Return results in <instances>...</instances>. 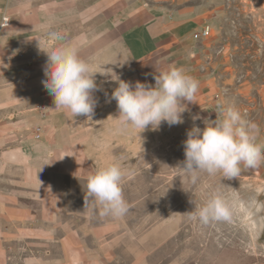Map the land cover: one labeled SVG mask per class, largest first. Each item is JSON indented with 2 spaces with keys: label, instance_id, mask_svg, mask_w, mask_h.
<instances>
[{
  "label": "crops",
  "instance_id": "1",
  "mask_svg": "<svg viewBox=\"0 0 264 264\" xmlns=\"http://www.w3.org/2000/svg\"><path fill=\"white\" fill-rule=\"evenodd\" d=\"M6 2L11 23L0 27V60L9 57L25 67H0V264H151L155 229H141L133 212L101 216L94 202L84 207L87 177L118 163L122 189L137 188L141 173L157 171L154 155L185 141L193 123L204 128L205 119H216L213 92L199 82L197 103L188 105L184 123L139 134L122 130L116 101L108 102L117 82L98 73L104 90L95 93L94 114L72 117L55 108L41 83L47 56L37 39L50 50L74 47L97 71L114 69L133 85H154L156 71L169 67L191 74L187 61L197 56L166 51L191 34L190 12H170L144 0ZM51 33L61 39L53 41ZM125 61L122 67L117 63ZM197 114L201 119L194 122ZM53 154L64 158L50 164Z\"/></svg>",
  "mask_w": 264,
  "mask_h": 264
},
{
  "label": "rangeland",
  "instance_id": "2",
  "mask_svg": "<svg viewBox=\"0 0 264 264\" xmlns=\"http://www.w3.org/2000/svg\"><path fill=\"white\" fill-rule=\"evenodd\" d=\"M144 2L164 6L170 12L180 9L190 12L188 18L194 21L191 34L211 26L209 38L195 40L194 34H189L166 51L197 56L187 61L192 66L190 76L213 92L217 103L212 109L233 107L245 119L256 122L261 129L257 143L264 146V0ZM7 5L6 0H0L1 25L6 17L11 23V18L4 13ZM0 67L19 69L25 67V63L17 66L9 57L1 58ZM183 142L173 141L170 151L154 155L157 171L141 173L137 188L123 190L128 212L140 216L137 223L141 229L151 227L156 231L151 262L264 264V162L257 170L242 166L240 175L231 180L224 179L220 173L209 175L198 171L193 182L192 174L181 166ZM217 189L229 198L237 195L244 211L231 222L202 225L190 220L188 211L194 207L189 202L191 197L203 204ZM131 202L134 203L132 209ZM148 213L155 214L154 220L146 216Z\"/></svg>",
  "mask_w": 264,
  "mask_h": 264
},
{
  "label": "clouds",
  "instance_id": "3",
  "mask_svg": "<svg viewBox=\"0 0 264 264\" xmlns=\"http://www.w3.org/2000/svg\"><path fill=\"white\" fill-rule=\"evenodd\" d=\"M50 36L53 41L61 39L58 33H51ZM37 40L39 52L47 56L41 83L52 96L55 108L67 110L72 117L88 118L94 114L98 103L95 93L104 90L103 85L97 83L98 73L106 80L117 82L108 102L116 101V117L122 130L134 128L141 134L148 130L158 131L165 123L169 127L182 124L188 105L197 103L199 82L182 68L169 67L158 73L156 71L154 85L139 80L133 85L121 79L112 68L111 71H97L78 56L74 47L50 50L42 47ZM126 62L117 63L122 67ZM105 95L107 97L106 92ZM216 113L215 120H204V128L193 123L183 142L184 160L181 166L192 174L193 182L198 171L209 175L220 173L224 179L231 180L240 175L242 166L256 168L264 162V146L257 143L261 133L259 125L245 119L233 107L218 106ZM192 119L195 122L201 117L197 114ZM63 158L56 159L53 154L50 164ZM122 179L123 171L118 163L98 168L87 177L84 207L94 202L101 216H124L129 205L124 197ZM189 202L194 206L188 211L189 219L202 225L231 222L244 211L237 195L226 197L220 189L215 190L203 204L192 197Z\"/></svg>",
  "mask_w": 264,
  "mask_h": 264
},
{
  "label": "built area",
  "instance_id": "4",
  "mask_svg": "<svg viewBox=\"0 0 264 264\" xmlns=\"http://www.w3.org/2000/svg\"><path fill=\"white\" fill-rule=\"evenodd\" d=\"M10 23V19L8 17H6L4 19V25L7 26ZM212 33V28L211 26H205L202 30L197 31L194 33V39L195 40H202V39H206L209 38L211 36ZM38 130H40V128H38Z\"/></svg>",
  "mask_w": 264,
  "mask_h": 264
}]
</instances>
